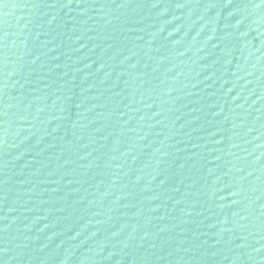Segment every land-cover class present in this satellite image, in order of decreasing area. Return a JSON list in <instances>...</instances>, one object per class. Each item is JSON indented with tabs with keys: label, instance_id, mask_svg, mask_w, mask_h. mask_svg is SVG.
<instances>
[{
	"label": "water",
	"instance_id": "95a60500",
	"mask_svg": "<svg viewBox=\"0 0 264 264\" xmlns=\"http://www.w3.org/2000/svg\"><path fill=\"white\" fill-rule=\"evenodd\" d=\"M0 264H264V0H0Z\"/></svg>",
	"mask_w": 264,
	"mask_h": 264
}]
</instances>
